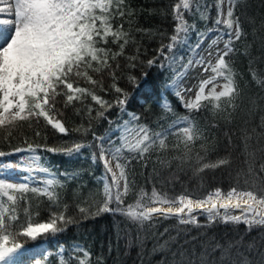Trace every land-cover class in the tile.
<instances>
[{
    "label": "snow or ice",
    "instance_id": "snow-or-ice-1",
    "mask_svg": "<svg viewBox=\"0 0 264 264\" xmlns=\"http://www.w3.org/2000/svg\"><path fill=\"white\" fill-rule=\"evenodd\" d=\"M248 6L0 0V264H109L119 229L115 249L98 253L82 235L59 240L105 214L123 218L124 255L138 249L141 264L146 232L156 236V222L168 219L176 225L151 247L160 264H264V13L257 19ZM141 16L170 18L171 31L145 27ZM149 69L156 84L137 104ZM72 117L79 121L69 127ZM221 125L224 155L213 131ZM49 154L87 160L95 186L84 170L54 167ZM149 161L141 184L135 164L147 170ZM236 162L227 190L170 195L156 184L157 165L170 179L190 173L204 189L208 173ZM217 225L237 235L190 236L189 226ZM38 240L59 242L26 247ZM112 264L129 262L118 256Z\"/></svg>",
    "mask_w": 264,
    "mask_h": 264
},
{
    "label": "trees",
    "instance_id": "trees-1",
    "mask_svg": "<svg viewBox=\"0 0 264 264\" xmlns=\"http://www.w3.org/2000/svg\"><path fill=\"white\" fill-rule=\"evenodd\" d=\"M171 0H134V7L138 8H151L154 6H161L166 5L170 3ZM248 12L250 15L257 16V19H259V14L264 13V7H262V0H248ZM146 16V14H145ZM145 16L140 17V23L143 24L145 27H151V26H160L162 30L167 29L168 32L171 31V21L170 18L168 20L162 21L158 16L152 17L149 20H145ZM251 40V37H249ZM145 43H147V38H145ZM153 47L156 46L155 44L152 45ZM151 54V53H149ZM149 77L147 81L141 80V89L136 90L137 91V104L142 102L143 95L145 92L149 91L155 84V74L154 70L149 69ZM137 74H139V70H137ZM136 107V105H133ZM179 111L183 112L184 110L182 108L179 109ZM258 119V117H257ZM73 121L78 122L79 117H72L69 120L68 126L71 127V124ZM215 135L219 138V146H220V155L225 154V142L223 138V125H221V129L219 130H213ZM7 150V149H5ZM235 155V154H234ZM49 159L52 163V165L59 170L63 171L64 169H68L69 171L74 169L84 170L83 173V179L87 181V183L90 186H95V180L91 174L87 171L90 168V164L85 159H70L68 157L64 156H53L49 154ZM153 160H155V156H153ZM135 164V162H134ZM239 166V162L234 163L232 169H223L218 170L215 173H208L205 177V187L204 189H198V182L195 178H191L190 173L184 174L181 173L178 178L170 179V171L169 170H163L159 169L160 172L159 178L156 179L157 187L159 188L161 186V181H163V187L164 190L169 192L170 195L174 193H180L187 189L188 191H199L201 194H203L204 190L214 188L216 186H221L225 190L228 189L229 185L234 183L233 175L235 168ZM153 167V162L149 161V167L147 170H144L141 168L139 164H135L136 172H137V181L141 184L145 181V176H150L151 169ZM171 171H175V167L173 166V169ZM101 173V169L97 168L95 170L96 176H99ZM143 173V175H141ZM232 173V174H230ZM152 185V179L149 178L147 182V187L150 190ZM35 203V201H33ZM75 211L74 209L72 210ZM201 223H205L204 218H200ZM158 224V229H156L157 235H153V230H148L146 232L148 239L146 240V247L145 252L143 256V264H160V261L164 259L162 254H151V247L156 242V239L158 238V234L160 232H163V229L165 227L174 228L176 225L175 220H158L156 222ZM126 227V224L123 222V218L121 217H113L111 215L105 214L103 216L97 217L95 219H87L80 222L79 229L70 228L69 233L65 236H62L59 238L60 241L67 240L73 236H76L77 234L82 235L85 239H89L92 242H94L93 251L99 252L101 245L104 246L105 251L107 249V245L109 243H112L114 249L116 246L117 241V233L118 229L120 231V240H119V252L116 251L113 252L111 256L108 257L109 264H112V261L119 257H122L124 260L128 261L129 264H141L140 258L137 257V251L138 249H133L129 255L125 256L124 253L126 251L125 249V240L123 238V232L122 229ZM243 225L239 226V232L242 234L244 232ZM204 231H207L208 235L211 236L215 234L217 237L223 236L225 231H227L228 235L230 237H235L237 233L233 230L231 226H224V225H217L214 228H210L207 230L204 229H196L194 227L189 226V232L191 235H198L203 233ZM183 235V234H182ZM257 234L254 232L250 236H248L246 239H251L255 237ZM189 236V238H190ZM201 239H204L203 235H201ZM59 241L57 240H49V241H42L38 240L36 242L29 243L26 247L28 249H31L34 246H40L45 245L48 250H54L56 248V245Z\"/></svg>",
    "mask_w": 264,
    "mask_h": 264
},
{
    "label": "rangeland",
    "instance_id": "rangeland-1",
    "mask_svg": "<svg viewBox=\"0 0 264 264\" xmlns=\"http://www.w3.org/2000/svg\"><path fill=\"white\" fill-rule=\"evenodd\" d=\"M189 83H195V81L190 79ZM43 249L45 248L43 247Z\"/></svg>",
    "mask_w": 264,
    "mask_h": 264
}]
</instances>
